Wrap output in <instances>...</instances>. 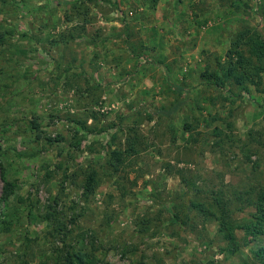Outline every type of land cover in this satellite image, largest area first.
Segmentation results:
<instances>
[{
  "label": "rangeland",
  "instance_id": "1",
  "mask_svg": "<svg viewBox=\"0 0 264 264\" xmlns=\"http://www.w3.org/2000/svg\"><path fill=\"white\" fill-rule=\"evenodd\" d=\"M243 29L264 38V0H0V201L2 168L17 182L0 264H53L50 206L63 249L92 252L88 264H259L264 234L235 231L232 253L179 174L235 193L233 218L252 219L235 198L264 187V71L242 92L210 83ZM135 134L138 154L114 172L108 153Z\"/></svg>",
  "mask_w": 264,
  "mask_h": 264
},
{
  "label": "trees",
  "instance_id": "2",
  "mask_svg": "<svg viewBox=\"0 0 264 264\" xmlns=\"http://www.w3.org/2000/svg\"><path fill=\"white\" fill-rule=\"evenodd\" d=\"M151 1L155 3L157 0ZM226 57L227 62L219 66L221 71L215 72L214 75L210 76L211 85L224 89L227 84H230L238 88L241 92L246 91L249 86L257 87L260 85L261 74L264 71V38L260 33L250 29H243L236 33L230 41ZM183 103L177 102L168 109L163 107L152 112L158 118L162 116L170 117L177 112ZM82 129L87 130L85 124H82ZM101 131L103 132L105 130L102 129ZM80 144L81 141H78V147ZM137 144H141V142L139 136L135 134L129 137L126 142V147L123 150H113L108 153L110 155L108 164L114 172L119 171L129 158H133L138 154L139 149ZM20 156L32 157L34 154H20ZM1 174L3 189L0 206L4 214L1 213L0 215V229L8 231L9 229L11 230L13 223L11 218L7 217L6 204L14 193L17 182L7 180L3 168ZM179 174L182 184L193 195L189 201L188 208L190 211L195 212V214L201 216L205 221H216L221 240L225 242L226 248L232 253L239 250V243L235 231H242L243 244H248L250 240L264 234V187L258 191L255 198L250 196V193L246 194L248 196L246 198L240 197L239 194L236 195V200L242 203L245 202L246 206L255 208L252 219L241 222L233 218L234 211L231 209V199H233L231 197H235V193L230 192L231 196L228 197L227 191L223 189L203 191V189L196 185L195 181H189L183 178L181 172ZM97 186V173L92 170L88 173L83 184L84 194L90 196L95 192ZM204 192L206 193L204 194ZM56 202L54 201L53 203L56 204ZM2 203L4 204L3 206ZM42 218L49 224L52 236L61 238L62 242V248L56 249L53 252L55 255H51L48 261L52 259L53 264H88L89 259L94 256L92 252H82L75 247H70L69 250L63 249L66 245L67 227L53 206L48 208ZM253 256L259 264H264V247L254 251Z\"/></svg>",
  "mask_w": 264,
  "mask_h": 264
}]
</instances>
